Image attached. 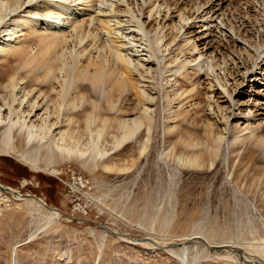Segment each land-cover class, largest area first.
Wrapping results in <instances>:
<instances>
[{
    "label": "rangeland",
    "instance_id": "1",
    "mask_svg": "<svg viewBox=\"0 0 264 264\" xmlns=\"http://www.w3.org/2000/svg\"><path fill=\"white\" fill-rule=\"evenodd\" d=\"M115 1L90 0V4L83 2V6L68 1L70 4L66 9L67 13L72 14L71 11L85 8L83 14L103 19V14L114 15ZM194 1L190 0L191 3ZM93 2L95 5L92 6ZM246 2L223 0L222 8L227 10L228 17L239 21V24L246 23L244 16L253 22L263 21L264 13L257 11V19L246 7ZM120 3L124 6V0L116 2ZM87 5L92 7L89 9ZM125 14L126 17L112 18L114 23L110 22L109 25L113 28L110 31L113 36L110 34V37L118 45L122 44L121 52L128 57L131 55L133 65L139 59L135 56L144 55V50L137 54L136 51L142 50L146 40L141 33H135V13ZM73 48L74 52L78 51L76 47ZM73 48H70V54L66 53L72 60L65 54L63 58L67 57L58 64L68 65L71 70L70 66L77 67L79 61L85 65L87 59V63L96 60L94 53H87L94 55L89 58L86 53L81 57L84 54L80 52L79 57L74 54L75 58L71 52ZM96 48L99 49L98 46ZM165 61L155 72L152 70L154 68H150L148 71L151 73L146 72L149 75L144 73L138 79L143 84L135 82L133 86L130 81L126 90L120 93L122 96L116 93L121 90H113L116 96L112 97L118 102H115L117 109L127 113V116L128 113L132 114V117L119 115L117 119H133L134 112L131 111L135 110L136 118L142 108L150 109V113L147 112L150 115L153 113L151 123L144 122L146 124L140 129L139 136L120 142V132L112 128L115 116L107 114L110 126L96 146L91 144L96 143L94 131L92 135L83 136L85 142H82L81 148H85L84 143L91 140L88 144L94 146V150L87 152L89 154L82 162L63 158L54 152H28L30 157L37 160L39 171H33L14 152L8 154L0 139V181L8 188L17 189L25 196H35L48 207L61 212L54 219L48 216V209L41 208L34 201L18 200L8 205V210L0 217V264H264V132L255 131L247 137V132L234 126L225 130L223 120L227 117L228 107L224 103V95L221 97L211 93L208 102L204 89L198 87L192 93L195 98L191 94L193 102L186 96L173 101L175 98L172 99L171 90L177 87L179 79L177 83L175 81L184 69L177 68V61L172 62L176 64H165ZM69 62H75L76 66L75 63L69 65ZM80 62L79 69L84 66ZM201 63L205 65L202 70L207 73L212 69L208 78L217 84L215 68L207 66L205 61ZM10 65L16 66L14 62ZM137 67L135 70L143 73V69ZM66 68L65 72H69ZM132 69L134 67L131 68V76L134 73L138 75ZM89 71L93 72L91 69ZM21 72L26 73V69H19L18 73L23 78L25 74ZM136 74L132 77L137 78ZM71 79L74 82L70 87L77 85L84 97V110L93 118L103 117L104 101L98 97V87L91 88V79L84 82L87 80L84 78L81 84L75 78ZM193 80V77L189 78V81ZM189 81L187 84L181 81L187 94L192 88ZM231 84V81L227 84L229 90ZM139 86L144 94L147 93L144 95L140 91L143 99L146 96V102L138 93ZM26 89L41 91L45 87H39L33 81ZM245 90L250 92L248 86L243 89V94ZM166 92L169 93L165 95ZM149 96L157 103L147 100ZM160 97L167 99L161 101ZM215 100L221 107H215ZM244 100L246 97L243 96L238 101ZM193 103L195 106H191ZM70 117L76 118V113L70 114ZM245 118H241L243 121L240 123L246 121ZM96 124L99 125V122L93 125ZM148 127L150 131H147ZM89 136L92 138L89 139ZM188 139L198 144L195 150L179 147L180 140ZM14 151L20 153L21 148L17 146ZM68 169L83 177L86 181L84 190H66L61 181H70ZM55 170H63L64 173L61 177H54L52 174ZM23 183L25 186L20 189ZM73 204L85 205L87 215L82 217L71 213ZM192 237L195 239L185 241ZM138 240L144 242L136 243ZM207 256L212 259H205ZM228 256L230 258L226 259Z\"/></svg>",
    "mask_w": 264,
    "mask_h": 264
},
{
    "label": "bare ground",
    "instance_id": "2",
    "mask_svg": "<svg viewBox=\"0 0 264 264\" xmlns=\"http://www.w3.org/2000/svg\"><path fill=\"white\" fill-rule=\"evenodd\" d=\"M68 1L79 3L82 6L83 2L90 4V0H0V66H2L0 68V81H2L0 83V139L4 147L7 148L8 154L14 152L16 157L33 171H39V168L36 164L37 160L30 157V154L28 155V152L31 153L30 151L54 152L58 155L61 154L63 158L82 162V159L86 158V154H89L87 152L92 153L100 137L106 134L104 131L110 126L107 114L115 116L116 120L112 121V128L116 132H120V142L123 143V141L139 136L140 129L146 124L144 122L151 123L153 111L151 110L152 115H150L148 114L150 109L142 108L136 118H134L135 110L131 111V113L134 112L133 119H117V116H124L127 113L117 109L116 103L118 102L114 101L115 97L112 95L116 96L113 92L118 90H121L118 91L119 93L116 92L118 96L123 93L130 81L133 86L135 82L141 84L143 81L140 82L138 79H141L150 68H154L152 70L155 72V69L160 68L161 63L163 64V60H166L165 64L177 61V68L184 69L177 80L175 79L176 83L179 79L177 87L171 90L173 93L170 92L173 94L172 99H176L173 101L186 96L185 98H189L193 102L195 97L192 93L198 87L204 89L208 102L211 99V93L221 97L224 95L223 98H226L224 103L228 107L227 117L223 120L225 130L229 126H234L238 130L247 132V137L255 131L264 132V20H259L262 23L258 20L253 22L248 16H244L243 21L246 23L239 24V21L235 22V19L228 17L227 10L222 8L223 0H193L194 3H191L190 0H124L125 7L121 3L120 5L116 4L121 1L117 0L114 2V15L110 17L103 14V19L83 14L85 8L75 10V13L71 11L72 14L67 13L66 6L70 4ZM247 2L245 5L252 14L256 15L257 11L264 13V0H247ZM94 3L91 5H95ZM91 5H87V7L89 6L90 9ZM110 13L113 12L110 11ZM125 13H135L133 15L137 24L135 33L139 32V35L141 33L146 40H143L146 44L142 46V50L136 51L137 54L144 50V55L135 56L139 59L134 62V66L131 63L134 59L130 61L131 55L128 57L121 52L122 44L118 45L110 37L112 26L109 24L113 22L112 18L123 17ZM258 15H256L257 19ZM256 16H254V20H256ZM189 21L191 22L189 23ZM223 28L225 29L223 30ZM111 35L113 36V34ZM96 43L98 44L96 47L98 46L99 49L95 47ZM73 47L77 48L76 53ZM70 48H73L71 49L73 56L74 54L78 56L80 52L84 54H81V57L85 56V53H94L96 60L89 59L91 61L87 63V59L85 65L79 61L80 65H84L80 67L81 69L78 68L79 62L77 67L71 65V70L68 65L62 64L64 68L68 66L66 69H69V72L68 70L65 72L58 62L70 54ZM95 50L98 52L95 53ZM99 52L102 54L100 55ZM65 54L67 56L63 58ZM76 56L74 57L76 58ZM92 56L94 55L87 57ZM71 58L69 57V59ZM81 59L82 62H85L83 58ZM199 59L205 61L207 66L215 68L217 78L214 77L217 84L208 78L212 69L208 73L202 70L205 65L201 63L202 61H198ZM65 61L70 60L65 59ZM12 62L15 63V67H9ZM34 63L36 64L34 65ZM73 63L69 62L68 64ZM131 65L134 67L133 71L137 65V69L141 67L143 73H138L135 70L134 72L138 73V75L134 73L137 78L132 77L134 75L131 76V68H133ZM19 69H26V73L21 72L25 74L22 76L23 78L18 73ZM90 69L93 72H90ZM148 73L151 72L148 71ZM192 77L193 82L189 81V78ZM71 78H75L77 83L84 78L87 79L84 82L91 79V84H89L91 88L98 87L96 90L99 92H95H98L100 94L98 97L104 101L103 117L93 118L89 112L84 110V97L79 93L77 85L73 84L70 87L74 82L71 81ZM32 79L34 83L39 84V87L43 86L45 89L41 91L39 89L27 90V86H31L33 83ZM181 81L184 84H187L188 81L191 82L192 88L188 90V94L185 93L186 89L183 88L184 85ZM229 81L232 82L230 90L227 88ZM168 83L170 82L168 81ZM202 85H207V87L204 88ZM247 86L250 92L245 90L243 94V89ZM138 91L140 95V91L142 92L140 86ZM167 93L169 92H166L165 95ZM243 96L246 97V101H238ZM162 97L164 96L162 95ZM162 97L159 98L162 99L161 101L167 99ZM143 98L142 100L145 101L146 96L145 99ZM155 98H157L156 95ZM102 99L100 100L102 101ZM147 100L152 101L150 96ZM145 102L143 103L145 104ZM214 103H216L215 107L219 108L217 100ZM165 105L163 106L165 107ZM191 106H195V104L193 103ZM73 113H76V118L70 117V114ZM129 116L132 117V114L126 115V117ZM241 118L247 120L240 123L241 120L243 121ZM95 122H99V125H93ZM93 126L96 128L94 127V129ZM93 131L96 143L93 140L94 143L91 144L94 146L88 144L91 142L89 140L87 144L84 143L86 147L81 148L82 142H85L83 136L89 135ZM147 131H150V127L147 128ZM90 137L88 138L90 139ZM178 145L182 149L192 148L193 150L198 146L189 139L180 140ZM17 146L21 148L20 153L14 151ZM52 153L50 155H53ZM52 173L50 172V174ZM21 185L25 186L24 183ZM12 193L20 201H34L41 208L44 207L32 195L25 196L14 189ZM47 212L50 218L55 219L60 216L53 209H48ZM192 239L195 238L192 237L185 241L189 242ZM205 259L212 258L207 256Z\"/></svg>",
    "mask_w": 264,
    "mask_h": 264
},
{
    "label": "built area",
    "instance_id": "3",
    "mask_svg": "<svg viewBox=\"0 0 264 264\" xmlns=\"http://www.w3.org/2000/svg\"><path fill=\"white\" fill-rule=\"evenodd\" d=\"M63 173H64L63 170H60V171L55 170L54 174L52 175L54 177H61ZM67 173L70 175V181H67V182L61 181V183L66 186V190L68 189L67 191L79 192L85 189L86 181L83 179L81 175H79V173L74 172L71 169H68ZM23 187L24 186L21 185L20 189H22ZM14 190L20 193L19 190L17 189H14ZM12 192H13L12 188L10 187L8 188L6 185H4L0 181V217H1L2 212L8 210V205H13L19 199L17 196H14ZM71 213L84 217L87 215L86 206L82 204H78V205L75 204Z\"/></svg>",
    "mask_w": 264,
    "mask_h": 264
},
{
    "label": "water",
    "instance_id": "4",
    "mask_svg": "<svg viewBox=\"0 0 264 264\" xmlns=\"http://www.w3.org/2000/svg\"><path fill=\"white\" fill-rule=\"evenodd\" d=\"M33 198L35 199V200H37V201H39V202H41L42 204H43V206L46 208V209H49V210H51V209H53V210H55L57 213H59V214H61V212H59L57 209H54V208H50V207H48L41 199H39V198H37V197H35V196H33ZM147 240V242H149V243H151L152 245H154V246H158V247H160L158 244H156L155 242H153V241H151V240H149V239H146ZM144 241H142V240H138V241H136V243H143Z\"/></svg>",
    "mask_w": 264,
    "mask_h": 264
}]
</instances>
